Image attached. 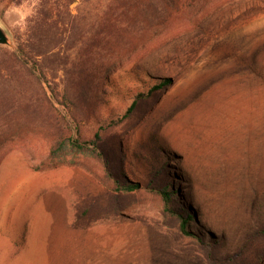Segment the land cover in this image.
<instances>
[{
	"label": "rangeland",
	"instance_id": "374dc122",
	"mask_svg": "<svg viewBox=\"0 0 264 264\" xmlns=\"http://www.w3.org/2000/svg\"><path fill=\"white\" fill-rule=\"evenodd\" d=\"M40 1L0 0L12 39L0 45V264H264V0L207 1L113 59L89 102L76 97L78 87L67 89L64 69L49 72L54 105L3 64L1 47L29 38ZM81 2L71 4L73 14ZM76 33L67 53L79 68L85 40ZM164 76L173 84L106 132L104 160L51 153L75 125L70 112L89 136ZM162 166L179 183L182 213L196 216V236L164 211L153 188ZM129 179L140 188L116 189Z\"/></svg>",
	"mask_w": 264,
	"mask_h": 264
},
{
	"label": "trees",
	"instance_id": "16d2710c",
	"mask_svg": "<svg viewBox=\"0 0 264 264\" xmlns=\"http://www.w3.org/2000/svg\"><path fill=\"white\" fill-rule=\"evenodd\" d=\"M74 1L55 0L52 3V0H41L39 9L30 18L29 38L16 37L15 49L1 47L5 49V70L17 71V81L21 87L36 84L42 89L43 96H47L46 101L52 105L57 101L58 84L48 79L49 72L57 73L64 69L67 89L78 87L76 97L89 102V90L97 82L100 84L99 73L113 71V59L119 60L132 54L148 36L160 33L176 21L189 19L209 0H98L94 11L90 9L91 0H81L85 8L80 7L78 15L70 9ZM90 18L95 20L86 29L79 27V22ZM77 31L79 39L85 40L81 46L79 68L76 62L70 65L67 53L76 48V43H71L70 38L77 35ZM155 80L147 91L132 96L122 111L106 117L89 136H86L78 122V114L70 112V121L75 125H67L69 133L56 138L51 153L67 150L89 152L104 160L100 145L106 132L133 117L139 104L151 98L155 91L167 88L174 82L170 76L157 77ZM155 174L160 183L153 188L163 198L164 211L180 219V228L185 235L196 236L190 230V224L196 221V216L191 210L182 213V201L178 199L182 193L177 179H169L166 166L157 168ZM138 188L140 182L130 179L116 186L117 190L124 191ZM257 256L263 259L261 253H257Z\"/></svg>",
	"mask_w": 264,
	"mask_h": 264
},
{
	"label": "water",
	"instance_id": "95a60500",
	"mask_svg": "<svg viewBox=\"0 0 264 264\" xmlns=\"http://www.w3.org/2000/svg\"><path fill=\"white\" fill-rule=\"evenodd\" d=\"M0 45L12 46L11 35L6 26L0 20Z\"/></svg>",
	"mask_w": 264,
	"mask_h": 264
}]
</instances>
